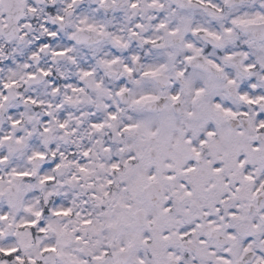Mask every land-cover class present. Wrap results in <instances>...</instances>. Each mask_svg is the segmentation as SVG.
<instances>
[{
  "label": "snow or ice",
  "instance_id": "obj_1",
  "mask_svg": "<svg viewBox=\"0 0 264 264\" xmlns=\"http://www.w3.org/2000/svg\"><path fill=\"white\" fill-rule=\"evenodd\" d=\"M0 264H264V0H0Z\"/></svg>",
  "mask_w": 264,
  "mask_h": 264
}]
</instances>
